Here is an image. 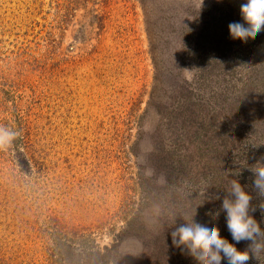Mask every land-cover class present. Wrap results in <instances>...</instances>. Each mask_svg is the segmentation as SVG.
<instances>
[{"label": "rangeland", "instance_id": "374dc122", "mask_svg": "<svg viewBox=\"0 0 264 264\" xmlns=\"http://www.w3.org/2000/svg\"><path fill=\"white\" fill-rule=\"evenodd\" d=\"M245 2L0 0V125L20 132L0 151V264H196L171 237L192 217L244 251L233 180L264 230V30H228Z\"/></svg>", "mask_w": 264, "mask_h": 264}, {"label": "clouds", "instance_id": "9594fccd", "mask_svg": "<svg viewBox=\"0 0 264 264\" xmlns=\"http://www.w3.org/2000/svg\"><path fill=\"white\" fill-rule=\"evenodd\" d=\"M203 0H200V6ZM241 22L228 25L231 39L247 43L255 39L264 30V0H246L240 5ZM187 70V69H185ZM191 79V77H189ZM20 132L10 126L0 125V151L13 146ZM259 163V162H258ZM250 169L254 175L252 189L264 197V164ZM221 210L226 213V226L236 243L249 241L244 251H238L233 243L221 237L219 229L213 225L195 222L193 217L171 232L172 244L186 252L196 264H221L222 258L227 264H247L251 256L264 252V230L250 213L256 211L251 204L253 196L247 193L237 180H233L230 189L226 190ZM220 199L219 196L214 197ZM264 210V205H259ZM218 216L219 213L217 212ZM175 223V220L173 221Z\"/></svg>", "mask_w": 264, "mask_h": 264}]
</instances>
